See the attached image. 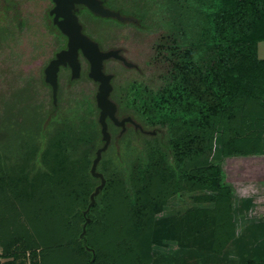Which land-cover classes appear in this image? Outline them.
<instances>
[{
  "label": "trees",
  "instance_id": "obj_1",
  "mask_svg": "<svg viewBox=\"0 0 264 264\" xmlns=\"http://www.w3.org/2000/svg\"><path fill=\"white\" fill-rule=\"evenodd\" d=\"M38 39L51 59V38ZM21 42L0 37L1 100L16 97L13 120L9 110L0 117V245L40 248L37 264H153L156 201L188 188L214 194L210 252L223 255L236 229L211 156L215 139L223 156L257 151L248 131L264 123V0H156L149 74L126 86L117 114L155 134L130 140L129 132L114 133L110 145L121 143L109 145L99 162L106 183L85 217L100 183L90 174L100 125L89 110L77 121L51 119L47 109L42 142L31 138L25 56L32 51ZM112 184L119 187L114 198Z\"/></svg>",
  "mask_w": 264,
  "mask_h": 264
},
{
  "label": "rangeland",
  "instance_id": "obj_2",
  "mask_svg": "<svg viewBox=\"0 0 264 264\" xmlns=\"http://www.w3.org/2000/svg\"><path fill=\"white\" fill-rule=\"evenodd\" d=\"M16 1V0H15ZM105 9L117 13L125 18L122 22L113 17H102L85 13L80 15L82 31L92 40L97 42L102 50L120 49V55L128 64L134 68L123 65L120 61L110 58L103 62V72L112 75L111 85L113 90L109 96L110 100L119 105L126 86L131 80L144 79L149 74L146 66L150 47L156 38V0H100ZM32 6L21 7L22 19L17 24L16 15L14 25L6 27L5 34L13 36L17 44L25 42L26 47L31 49L32 54L26 50L25 59L27 63L26 73L29 77L30 104L36 106L30 110L28 119V132L31 138H37L42 142L46 119L45 115L52 109L51 119L79 121L83 112L89 110L90 120L98 121L96 103L94 102L96 83L89 77L82 76L72 79L69 71L62 68L58 76L57 104L52 101L51 107L45 103L50 100L49 90L40 82L41 76L38 71L42 59L44 40L39 31L30 29L32 19L31 12L39 15L37 8ZM23 29V32H20ZM20 33V34H18ZM57 38H51L50 47H57ZM43 42V43H42ZM39 55L33 48L36 44ZM40 46V47H39ZM258 57L264 59V42L258 44ZM18 65V63H17ZM36 84V89L33 85ZM16 97L1 100L0 117H6L9 110V118L12 119ZM52 100V99H51ZM71 116V117H69ZM69 117V118H68ZM43 118L45 120H43ZM38 119H40V122ZM260 120L257 116L254 121ZM13 120V119H12ZM10 120V121H12ZM35 120V121H34ZM96 121V123H97ZM95 122V121H93ZM47 125V124H46ZM47 128V127H46ZM113 136L117 128L108 129ZM38 131V132H36ZM122 131V130H121ZM128 132V131H127ZM121 133V132H120ZM99 134L100 128H99ZM122 134H124L122 132ZM250 140L258 138V148L255 153L235 154L223 156L221 147L215 139V146L211 160L217 162L220 171V186L227 188L230 196V212L235 226V235L227 244L223 255H213L210 250L213 242L214 232V209L216 205L214 194L210 191H198L183 188L176 195H164L163 199L156 201L153 211V228L151 253L153 264H263L264 263V123L260 126L256 123L253 130L248 131ZM127 138L135 140L139 138L136 127H134ZM125 136V137H126ZM162 145V137L157 138ZM139 140V139H138ZM100 147L103 145L100 136ZM121 142L110 145L115 146ZM3 145L8 146L6 142ZM116 146V147H117ZM99 147V148H100ZM119 147V146H118ZM109 149V150H110ZM117 151V149H115ZM96 152V151H95ZM105 153H103L104 157ZM113 155V154H112ZM117 156L114 154L112 157ZM125 156H127L125 154ZM124 156H122V159ZM128 157V156H127ZM117 158V157H115ZM127 159V158H126ZM99 170V164L97 166ZM113 185L109 188V196L114 198ZM185 186H188L185 184ZM20 245L11 246L5 250V243L0 245V264H34L39 262L40 248L25 250ZM205 259V261L203 260Z\"/></svg>",
  "mask_w": 264,
  "mask_h": 264
},
{
  "label": "water",
  "instance_id": "obj_3",
  "mask_svg": "<svg viewBox=\"0 0 264 264\" xmlns=\"http://www.w3.org/2000/svg\"><path fill=\"white\" fill-rule=\"evenodd\" d=\"M55 6L51 11L54 14V22L57 23L58 28L68 38L67 50L61 51L56 55V58L51 60L45 68L46 82L52 88V96L54 103L56 102V95L58 90L57 73L60 66L68 65L71 69L72 79H78L80 76V63L78 61V51L80 50L83 58L89 64L88 77L94 82L98 83L97 92L95 95L96 107L99 110L98 124L100 125V132L103 145L95 152V157L92 161L90 174L92 177L99 179L100 183L95 188L94 192L90 195V203L87 210L83 213L86 216L88 210L95 204V198L105 186V179L101 173L97 171V166L111 143V134L108 130L109 120L115 127L121 128V133L125 131V123L134 122L131 118H124L119 120L116 117L117 105L109 98L113 87L111 85L112 75H106L103 72V62L110 58L116 59L124 63L125 66L131 65L119 55L118 51L101 52L97 44L91 42L87 37L81 34L80 25L78 24L76 16L71 12L75 4H82L86 6L91 12L102 17H119L118 14L104 9L98 0H53ZM59 18L61 20L59 21ZM138 125L135 124V127ZM141 129V128H140ZM145 134L154 135L155 132H146L141 129ZM90 222L86 219L82 227V236L85 234V227Z\"/></svg>",
  "mask_w": 264,
  "mask_h": 264
},
{
  "label": "flooded vegetation",
  "instance_id": "obj_4",
  "mask_svg": "<svg viewBox=\"0 0 264 264\" xmlns=\"http://www.w3.org/2000/svg\"><path fill=\"white\" fill-rule=\"evenodd\" d=\"M98 1L103 6L102 2L100 0H98ZM25 6H32L31 7L32 9L37 8V6L40 7V8L37 9V12H38L39 15H36L35 12H31L34 15L35 19L38 20V21H34L33 19L31 20L32 21L31 25H34V30L35 31L36 30L39 31V33L41 34V36H43V35H44V37L49 36L52 39H53V36H55L57 38V40H56L57 42H55L57 44L56 45L57 47H55L54 49H51L53 51V57L51 59H48L47 60L46 57L45 58L43 57L44 56V53H43L42 59L40 61V68H39V71H38V76H39V74L41 76L40 82L43 84V86H45L47 88V90H49L48 92H49L50 99H52V101H53L52 88L46 82V78H45V68L48 66V64H49V62L51 60H53V59L56 58V55L59 52L65 51L68 48L67 47V45H68V38L58 28L57 23L54 22V14H51V11L53 10V8L55 6L53 0H16V1L15 0H0V37H2V36L5 37V31L7 29L6 27H9V26L12 27L14 25V16H15V14L16 15H19V16H17V18H20L21 16H20L19 13L22 12L21 11V7H25ZM103 8L105 9L104 6H103ZM71 12L77 18L78 24L80 25V28H81L80 29L81 34L84 35L85 37H87L91 42L97 44V46H98V48H99V50L101 52L118 51L119 52V55H120V49L119 50L118 49H111V50H105L104 51V50L101 49V47L99 46V44L97 42H95L90 37H88L85 33H83V31H82V25H81L80 19H79L80 18V15H83L85 13L92 14V15H96V16H99V15L91 12L86 6H84L82 4H75L74 7L72 8ZM118 16L119 17H113V18H116V19H118V20H120L122 22H125L126 19H127V18H125V17H123V16H121L119 14H118ZM21 20H22L21 18L18 19L17 20V24ZM60 20H61V18H59V21ZM31 25H30V27H31ZM20 31L23 32V29H20ZM42 49H43V52L44 51L45 52L47 51L46 48H42ZM78 61H79L80 66H81L79 78L82 76V73H83V76L84 77H88L89 64L83 58L82 53H81L80 50L78 51ZM122 64L124 65V63H122ZM130 65H131L130 68H134V65L133 64H130ZM62 68L67 69L69 71L70 75H71V69H70V67L68 65H66V66H60L59 67V71ZM59 71L57 73V84H58ZM106 75H108V74H106ZM97 88H98V83H96V92H97ZM96 92H95V95H96ZM57 95H58V90H57ZM57 95H56V102H57ZM56 102L54 104H57ZM117 114H118V105H117L116 117L119 120L124 119V118H131V120L134 122V124H132V123H125V131L123 133H126L127 131L130 132L135 127V124L138 125L136 127L137 132L138 133H143L141 131L142 127L137 122H135L132 119L131 116L125 115L123 117H119V116H117ZM107 123H108V129L111 128V127H115L109 120H107ZM115 128H117V134L120 135L121 128H119V127H115ZM110 134H111V132H110ZM112 137L113 136L111 135V139H112Z\"/></svg>",
  "mask_w": 264,
  "mask_h": 264
}]
</instances>
